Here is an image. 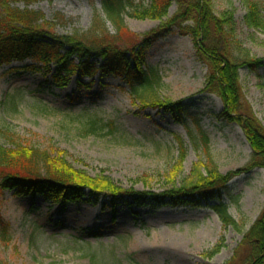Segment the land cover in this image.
Instances as JSON below:
<instances>
[{"label":"rangeland","instance_id":"1","mask_svg":"<svg viewBox=\"0 0 264 264\" xmlns=\"http://www.w3.org/2000/svg\"><path fill=\"white\" fill-rule=\"evenodd\" d=\"M131 1L123 15L124 43L138 42L161 23L133 18L134 11L147 9L150 2ZM205 1L215 17L232 16L237 40L264 65V32L246 23L250 5L264 19V0ZM9 9L37 12L43 18L40 24L56 36L86 33L95 12L105 21L98 0H36ZM175 11L173 4L166 18ZM105 26L113 32L108 22ZM144 62L160 75L157 96L179 104L181 119L143 109L117 77H73L60 89L51 74L26 70L34 65L30 60L2 66L0 146L58 152L74 169L92 177L104 175L123 188L160 194L171 183L163 175L177 164L180 150L184 161L176 184L207 162L204 148L197 139L195 147L191 139L202 133L217 173L226 178L221 192L182 205L166 201L110 209L86 202L56 205L0 189V223L8 225L7 243L0 237V264H227L237 256L246 233L264 213V170L246 171L249 144L240 126L218 118L223 104L204 92L207 68L190 37L173 28L151 46ZM238 79L245 106L264 128V68H242ZM95 118L114 122L116 132L92 134L87 127ZM219 205L235 225L222 221L215 211Z\"/></svg>","mask_w":264,"mask_h":264},{"label":"trees","instance_id":"2","mask_svg":"<svg viewBox=\"0 0 264 264\" xmlns=\"http://www.w3.org/2000/svg\"><path fill=\"white\" fill-rule=\"evenodd\" d=\"M35 1L0 0V68L14 61L30 60L34 65L26 70L51 74L53 84L60 89L73 77L79 80H93L97 75L101 78L117 77L128 85L131 95L143 109L162 110L174 114L179 120L183 110L179 104L160 100L157 96L160 75L156 69L146 67L144 62L151 46L176 28L181 36L192 39L197 57L207 68L204 92L221 100L223 108L218 118L242 129L251 149L246 171L256 167L264 170V128L245 106L238 79L242 68L255 72L264 65L253 59L237 40L231 15L226 20L215 17L210 3L205 0H149L147 9L134 11L131 16L161 21L159 27L138 42L124 43L122 38L127 29L123 15L128 14L127 10L133 4L131 0H98L105 21L95 12L89 31L69 36L50 33L44 28L48 27L46 24H40L43 18L37 12L9 9L15 3L28 6ZM173 4L176 11L166 18ZM106 22L112 26L113 32L108 31ZM246 23L264 32V19L254 5H250ZM52 68H55L54 73ZM87 129L92 134L104 131L114 134L117 130L114 122L96 118L89 120ZM191 139L195 147L197 139L204 148L207 162L199 163L176 184L184 161V151L180 150L177 164L171 172L163 175L171 183L160 194L123 188L104 175L92 177L74 169L63 154L34 146H0V189L12 191L20 197L38 196L56 205L86 202L110 209L120 205H163L166 201L178 205L189 200L206 201L221 192L226 178L217 173L210 158L207 138L199 133ZM215 211L223 222L235 225L223 205L217 206ZM0 237L3 243H7L8 225L4 223H0ZM242 247L227 264H236L240 250L243 251L240 264H264V213L246 233Z\"/></svg>","mask_w":264,"mask_h":264}]
</instances>
